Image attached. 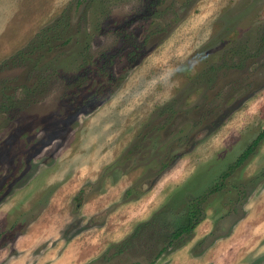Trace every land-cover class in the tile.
Here are the masks:
<instances>
[{
  "label": "rangeland",
  "instance_id": "374dc122",
  "mask_svg": "<svg viewBox=\"0 0 264 264\" xmlns=\"http://www.w3.org/2000/svg\"><path fill=\"white\" fill-rule=\"evenodd\" d=\"M263 129L264 0H0V264H264Z\"/></svg>",
  "mask_w": 264,
  "mask_h": 264
},
{
  "label": "trees",
  "instance_id": "16d2710c",
  "mask_svg": "<svg viewBox=\"0 0 264 264\" xmlns=\"http://www.w3.org/2000/svg\"><path fill=\"white\" fill-rule=\"evenodd\" d=\"M263 140H264V129L259 133V135L254 139V141L242 152V154L238 157L237 161L233 164V167L237 165H242L244 161L249 158V156L256 148V146H258ZM227 174L228 173H225V175ZM215 190L216 188H214L213 191L215 192ZM191 207L192 208L190 211V215L188 217V222L186 224L177 227L173 231V233L171 234L172 239L184 237L186 234L190 233L191 230L194 229V226H196L202 220L201 216H199L200 209L197 203L191 204ZM131 243L133 242L129 240H125L124 243L120 245V248L116 251L117 253L116 256L123 254L127 250L133 252V250L131 249L132 246L130 245ZM138 248H134V251H140V249ZM158 255L159 254H157L156 257ZM130 264H143V262L139 263L138 261L137 262L133 261ZM150 264H153V261H151Z\"/></svg>",
  "mask_w": 264,
  "mask_h": 264
},
{
  "label": "crops",
  "instance_id": "0c3cea01",
  "mask_svg": "<svg viewBox=\"0 0 264 264\" xmlns=\"http://www.w3.org/2000/svg\"><path fill=\"white\" fill-rule=\"evenodd\" d=\"M63 256L59 258L58 264H75L77 260L80 258V254L71 253V251H66L62 254Z\"/></svg>",
  "mask_w": 264,
  "mask_h": 264
}]
</instances>
